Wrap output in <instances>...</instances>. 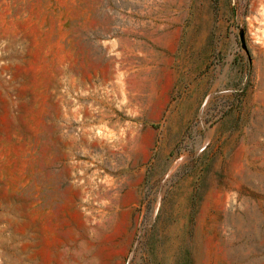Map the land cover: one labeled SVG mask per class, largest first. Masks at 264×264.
Wrapping results in <instances>:
<instances>
[{"label": "rangeland", "instance_id": "obj_1", "mask_svg": "<svg viewBox=\"0 0 264 264\" xmlns=\"http://www.w3.org/2000/svg\"><path fill=\"white\" fill-rule=\"evenodd\" d=\"M0 264H264V0H0Z\"/></svg>", "mask_w": 264, "mask_h": 264}]
</instances>
